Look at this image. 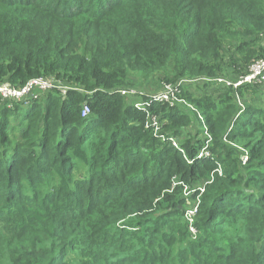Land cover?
I'll use <instances>...</instances> for the list:
<instances>
[{
    "label": "trees",
    "instance_id": "16d2710c",
    "mask_svg": "<svg viewBox=\"0 0 264 264\" xmlns=\"http://www.w3.org/2000/svg\"><path fill=\"white\" fill-rule=\"evenodd\" d=\"M258 60L264 0H0V83L65 88L0 98V264H264Z\"/></svg>",
    "mask_w": 264,
    "mask_h": 264
},
{
    "label": "built area",
    "instance_id": "2783aa9c",
    "mask_svg": "<svg viewBox=\"0 0 264 264\" xmlns=\"http://www.w3.org/2000/svg\"><path fill=\"white\" fill-rule=\"evenodd\" d=\"M252 67V68H251ZM250 67V71L247 75L240 77L239 80L234 84V86H239L242 82L246 83H252L264 79V60H258L256 61L252 66ZM204 78L195 82H203ZM218 83L222 84L224 81L223 79H218ZM194 80H189L187 83H192ZM187 83L180 82V84L184 85ZM228 84V83H226ZM52 88H58L64 92V86H62L58 81L54 80L51 77H35L29 79L23 86L21 87H14L11 86L9 83H0V98L3 100H16V101H22L23 99L33 97L36 98L37 94H35V91H41L45 92ZM154 100H174L176 99L173 87L171 86H165V90L163 92L157 93L152 95ZM149 102H141L140 104L136 103L137 108H142L148 105ZM88 113V106L85 105L82 110V116H85ZM156 118L153 117L152 120H155ZM157 122L155 121L153 124L155 125ZM200 192L203 191V187L199 188ZM189 212V213H188ZM195 212V207H193L192 210L187 211L186 216H191Z\"/></svg>",
    "mask_w": 264,
    "mask_h": 264
},
{
    "label": "rangeland",
    "instance_id": "374dc122",
    "mask_svg": "<svg viewBox=\"0 0 264 264\" xmlns=\"http://www.w3.org/2000/svg\"><path fill=\"white\" fill-rule=\"evenodd\" d=\"M188 81H189L188 79H182L179 82L187 83ZM140 82L141 81H138L137 83H140ZM226 83H228L227 80H224L222 82L223 85H226ZM255 84L260 85L258 87L259 90H261V88L264 86V84H263L262 80H260V78H259V83L258 82L255 83L254 82V84H251V85H255ZM187 85L194 86V85H201V83L192 82V83H188ZM165 86H166V84L162 80L154 79V80H151V81H149L147 83L136 85V87H137L136 89H138L140 92H143L145 96H148V95H154L156 93H159L161 89H165ZM167 86H169V85H167ZM262 90L264 91V88ZM256 97H258V99L261 102H264V94L263 95H257ZM239 98L240 97L236 96L235 100L237 101L238 105L242 107V101ZM136 102H137V104L141 103L140 100H137ZM204 183H205V181L203 182V180L198 181L196 186H195V189L202 188ZM192 209H193V204L187 203L186 212L189 211V210H192ZM187 216H188V214H187ZM191 231L193 233V232H195V229L191 228Z\"/></svg>",
    "mask_w": 264,
    "mask_h": 264
}]
</instances>
